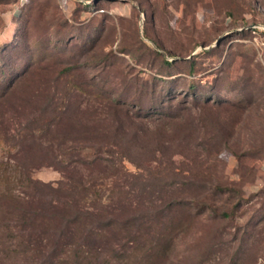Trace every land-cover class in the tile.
I'll use <instances>...</instances> for the list:
<instances>
[{
    "label": "rangeland",
    "instance_id": "rangeland-1",
    "mask_svg": "<svg viewBox=\"0 0 264 264\" xmlns=\"http://www.w3.org/2000/svg\"><path fill=\"white\" fill-rule=\"evenodd\" d=\"M263 160L264 0H0V264L250 263Z\"/></svg>",
    "mask_w": 264,
    "mask_h": 264
},
{
    "label": "trees",
    "instance_id": "trees-1",
    "mask_svg": "<svg viewBox=\"0 0 264 264\" xmlns=\"http://www.w3.org/2000/svg\"><path fill=\"white\" fill-rule=\"evenodd\" d=\"M167 64L173 65V62L169 60H165ZM167 82H171L168 80ZM8 86V83H7ZM207 105L211 102L206 101ZM217 104V103H214ZM258 153V152H256ZM215 193H219L220 195H229L227 198V204L218 208L212 204H207L206 210L209 211V214L205 216L203 221H205L204 225H202L198 229V235L194 238L196 242L200 243L201 241L208 239V245L213 246L214 244L220 246L222 244L221 240H216L213 242L212 239L216 237H220L222 233L225 231L226 226L219 227L215 226L216 221L226 222L227 220H234L236 216H243L247 212V210L243 209V205L246 202L243 198L244 190L242 186H237V184L233 183H225V185L221 184L215 186ZM257 197H261V209H264V189H262L257 195ZM201 214L196 213V215ZM195 215V216H196ZM207 217V218H206ZM259 223H254L252 225L253 231L245 233L246 226H237L235 233L232 234V238L228 240L227 243L238 242V247L232 254V260L234 261L235 256L241 257L240 261L245 263L248 257H251L253 260L247 264H255L258 258L264 257V226L259 227ZM225 228V229H224ZM254 239L250 244H248L249 240ZM221 247V246H220ZM234 248V246H231Z\"/></svg>",
    "mask_w": 264,
    "mask_h": 264
},
{
    "label": "crops",
    "instance_id": "crops-1",
    "mask_svg": "<svg viewBox=\"0 0 264 264\" xmlns=\"http://www.w3.org/2000/svg\"><path fill=\"white\" fill-rule=\"evenodd\" d=\"M264 181V160L260 161V164L258 166V177L254 183L250 184V188L252 191L255 190V188L262 186Z\"/></svg>",
    "mask_w": 264,
    "mask_h": 264
}]
</instances>
